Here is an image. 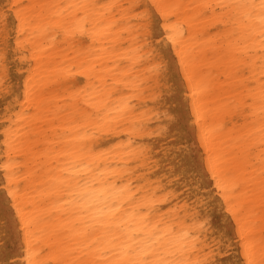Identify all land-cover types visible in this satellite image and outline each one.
Instances as JSON below:
<instances>
[{
	"label": "bare ground",
	"instance_id": "bare-ground-1",
	"mask_svg": "<svg viewBox=\"0 0 264 264\" xmlns=\"http://www.w3.org/2000/svg\"><path fill=\"white\" fill-rule=\"evenodd\" d=\"M262 2L0 0V264H264Z\"/></svg>",
	"mask_w": 264,
	"mask_h": 264
},
{
	"label": "snow or ice",
	"instance_id": "snow-or-ice-1",
	"mask_svg": "<svg viewBox=\"0 0 264 264\" xmlns=\"http://www.w3.org/2000/svg\"><path fill=\"white\" fill-rule=\"evenodd\" d=\"M23 5H12L11 8L12 10H15L16 14V19L23 23L21 19V14H20V9L23 8ZM144 7V6H142ZM149 7L155 8L159 7L158 5H151ZM241 7H254V6H249V5H243ZM261 15L264 16V2L261 3ZM11 14L9 7L6 5L3 12H0V23L3 24L5 30H7V25H8V19L9 15ZM145 18L149 19L150 17L148 16V13L145 12ZM11 191L9 192V195H11ZM114 211H120V206L118 203L114 204L113 206ZM159 237H156L158 239ZM138 244L140 243L139 241L137 242ZM134 254V259L128 261V264H169L167 261H161V260H156L153 258L152 253L150 251V246L146 245L145 247L141 248L139 252L136 250H133Z\"/></svg>",
	"mask_w": 264,
	"mask_h": 264
}]
</instances>
